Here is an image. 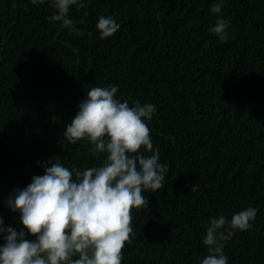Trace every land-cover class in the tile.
<instances>
[{
    "label": "trees",
    "instance_id": "trees-1",
    "mask_svg": "<svg viewBox=\"0 0 264 264\" xmlns=\"http://www.w3.org/2000/svg\"><path fill=\"white\" fill-rule=\"evenodd\" d=\"M215 2L84 0L70 8L73 32L49 19L47 2L0 0L5 226L20 229L5 200L43 174L37 162L101 163L103 154L63 132L90 88L116 85L121 102L156 106L147 123L168 164L164 187L144 193L148 207L131 210L134 235L121 264H199L209 218L247 207L258 209L252 228L236 231L223 251L228 264H264V0H224L211 14ZM101 15L116 19L117 33L100 38ZM221 17L231 22L223 42L208 30Z\"/></svg>",
    "mask_w": 264,
    "mask_h": 264
},
{
    "label": "clouds",
    "instance_id": "clouds-1",
    "mask_svg": "<svg viewBox=\"0 0 264 264\" xmlns=\"http://www.w3.org/2000/svg\"><path fill=\"white\" fill-rule=\"evenodd\" d=\"M46 2L54 10L51 21L77 32L68 14L74 5L85 7L84 0H30L32 5ZM223 5L224 0H217L210 13H221ZM230 23L221 17L208 30L223 42ZM95 27L103 39L120 25L101 15ZM117 92L116 85L90 88L63 132L71 144L87 141L93 157L103 154L98 166L80 170L52 159L37 162L43 174L8 194L5 206L19 214L21 227L5 226L0 218V264H121L122 249L134 235L131 210L148 207L144 193L164 187L168 164L160 162L147 123L156 106L138 100L129 106ZM257 212L247 207L230 219L210 217L202 239L207 255L197 258L199 264H228L225 242L236 231L251 229Z\"/></svg>",
    "mask_w": 264,
    "mask_h": 264
}]
</instances>
